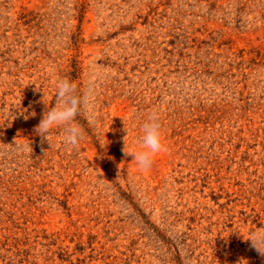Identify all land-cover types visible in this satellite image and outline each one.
Instances as JSON below:
<instances>
[{
  "label": "rangeland",
  "instance_id": "obj_1",
  "mask_svg": "<svg viewBox=\"0 0 264 264\" xmlns=\"http://www.w3.org/2000/svg\"><path fill=\"white\" fill-rule=\"evenodd\" d=\"M61 78L96 92L75 149L34 131ZM254 233L264 0H0V264H264Z\"/></svg>",
  "mask_w": 264,
  "mask_h": 264
},
{
  "label": "clouds",
  "instance_id": "obj_2",
  "mask_svg": "<svg viewBox=\"0 0 264 264\" xmlns=\"http://www.w3.org/2000/svg\"><path fill=\"white\" fill-rule=\"evenodd\" d=\"M95 96L96 92L91 86L86 93L78 95L75 83L67 78L58 79L55 84V105L49 107L50 103L46 102L43 97L42 103L46 110L34 130L35 133L49 142V135L54 130L60 129L63 132V143L73 149L77 148L84 138V132L76 122V118L82 110L88 111L90 117L93 116ZM125 131L128 135L126 127ZM140 133L138 150L129 153L126 151L125 144L123 151L134 158L133 161L141 172H147L152 168L154 158L166 150L161 138V125L158 117L150 115L140 125ZM250 241L261 253L260 249L264 247V234L254 233Z\"/></svg>",
  "mask_w": 264,
  "mask_h": 264
}]
</instances>
